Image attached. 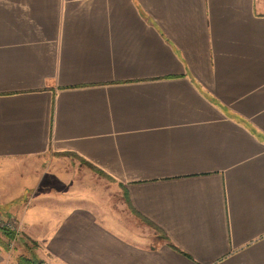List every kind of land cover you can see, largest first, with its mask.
Returning a JSON list of instances; mask_svg holds the SVG:
<instances>
[{
	"label": "crops",
	"instance_id": "crops-1",
	"mask_svg": "<svg viewBox=\"0 0 264 264\" xmlns=\"http://www.w3.org/2000/svg\"><path fill=\"white\" fill-rule=\"evenodd\" d=\"M0 203L44 263L264 264V0H0Z\"/></svg>",
	"mask_w": 264,
	"mask_h": 264
},
{
	"label": "rangeland",
	"instance_id": "rangeland-1",
	"mask_svg": "<svg viewBox=\"0 0 264 264\" xmlns=\"http://www.w3.org/2000/svg\"><path fill=\"white\" fill-rule=\"evenodd\" d=\"M60 157H65V159ZM57 159L59 162L68 165L66 175L71 178L69 179V186H77L81 191L90 192L92 195H97L96 193H98L103 196L106 203H109L111 207L119 210L120 213L126 211L125 207L122 211L123 204L125 206V198L113 180L94 169L89 162L75 154H61ZM100 190L103 193H100ZM9 207H7V204L0 203V216L15 226V229L10 230L17 232V237L15 238V241L8 240L11 248L4 254L5 260H3V256H0V260L5 261V263L9 261L12 263L16 262L17 264H25L24 262L27 261V264H39L40 262H43L42 253L38 249L39 243L31 239L27 240L23 238L18 225L11 216H9ZM133 217V221L135 222L133 224H136L134 227L138 229V218L135 215H133ZM142 228L144 229V227ZM0 229H3V227Z\"/></svg>",
	"mask_w": 264,
	"mask_h": 264
},
{
	"label": "trees",
	"instance_id": "trees-1",
	"mask_svg": "<svg viewBox=\"0 0 264 264\" xmlns=\"http://www.w3.org/2000/svg\"><path fill=\"white\" fill-rule=\"evenodd\" d=\"M92 166V165H91ZM94 169H96L94 166H92ZM97 170V169H96ZM100 172V170H98ZM100 173H103V172H100ZM104 174V173H103ZM105 176H107L106 174H104ZM108 177V176H107ZM6 236H8L10 239L14 240L16 237H17V232H15L14 230H10L8 228H3V229H0ZM161 237L166 239V237L164 236V234L162 233L161 234ZM25 264L28 263L27 262H24ZM39 264H45L44 262H40Z\"/></svg>",
	"mask_w": 264,
	"mask_h": 264
},
{
	"label": "built area",
	"instance_id": "built-area-1",
	"mask_svg": "<svg viewBox=\"0 0 264 264\" xmlns=\"http://www.w3.org/2000/svg\"><path fill=\"white\" fill-rule=\"evenodd\" d=\"M2 227L8 228V229H15V226L12 223L3 219L2 216H0V228H2Z\"/></svg>",
	"mask_w": 264,
	"mask_h": 264
},
{
	"label": "water",
	"instance_id": "water-1",
	"mask_svg": "<svg viewBox=\"0 0 264 264\" xmlns=\"http://www.w3.org/2000/svg\"><path fill=\"white\" fill-rule=\"evenodd\" d=\"M45 264H49V263H45Z\"/></svg>",
	"mask_w": 264,
	"mask_h": 264
}]
</instances>
